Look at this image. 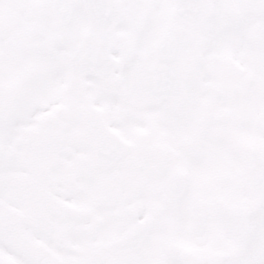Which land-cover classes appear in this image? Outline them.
Wrapping results in <instances>:
<instances>
[{
    "label": "snow or ice",
    "instance_id": "6c2138e0",
    "mask_svg": "<svg viewBox=\"0 0 264 264\" xmlns=\"http://www.w3.org/2000/svg\"><path fill=\"white\" fill-rule=\"evenodd\" d=\"M0 264H264V0H0Z\"/></svg>",
    "mask_w": 264,
    "mask_h": 264
}]
</instances>
